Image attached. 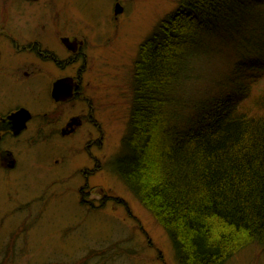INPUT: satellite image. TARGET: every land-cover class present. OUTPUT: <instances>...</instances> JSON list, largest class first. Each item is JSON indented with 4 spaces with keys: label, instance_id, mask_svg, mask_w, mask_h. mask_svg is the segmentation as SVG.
Masks as SVG:
<instances>
[{
    "label": "trees",
    "instance_id": "1",
    "mask_svg": "<svg viewBox=\"0 0 264 264\" xmlns=\"http://www.w3.org/2000/svg\"><path fill=\"white\" fill-rule=\"evenodd\" d=\"M130 90L114 174L176 264L264 247V0H177L138 45Z\"/></svg>",
    "mask_w": 264,
    "mask_h": 264
},
{
    "label": "rangeland",
    "instance_id": "2",
    "mask_svg": "<svg viewBox=\"0 0 264 264\" xmlns=\"http://www.w3.org/2000/svg\"><path fill=\"white\" fill-rule=\"evenodd\" d=\"M110 1L56 0L59 20L78 29L93 50L88 67L98 69L100 102L109 101L100 110L106 137L94 153L99 167L84 185L80 172L92 170L85 129L72 138L9 142L17 161L12 171L0 168V264H68L90 251L102 264H176L168 236L115 177L114 163L129 118L138 44L177 0H118L123 11L116 20ZM5 63L0 60V89L21 101L25 92L8 82ZM27 102L34 112L45 107L47 94ZM225 264H264V247L251 245Z\"/></svg>",
    "mask_w": 264,
    "mask_h": 264
},
{
    "label": "flooded vegetation",
    "instance_id": "3",
    "mask_svg": "<svg viewBox=\"0 0 264 264\" xmlns=\"http://www.w3.org/2000/svg\"><path fill=\"white\" fill-rule=\"evenodd\" d=\"M110 2L113 8L121 5L118 0ZM56 5V0H0V60L6 62L2 73L8 82L25 92L21 101L12 100L13 97L10 100L5 90L0 89V168L5 171L15 168L17 160L9 150V142L23 138L32 142L36 135L41 140L49 139L52 134L72 138L85 129L88 137L83 151L92 162L90 172H80L85 185L99 167L94 153L103 149L106 137V129L99 121L104 120L100 110L109 101L100 102L99 76L93 66L88 67L93 50L78 29L59 20ZM64 39L68 41L64 43ZM58 81L59 90L64 92L55 101L52 90ZM69 89L70 98L62 99ZM41 93L47 94L48 102L33 112L27 101L38 102ZM20 109L30 115L25 128L14 134L10 120L18 118L11 115ZM11 162L14 167L8 168Z\"/></svg>",
    "mask_w": 264,
    "mask_h": 264
},
{
    "label": "water",
    "instance_id": "4",
    "mask_svg": "<svg viewBox=\"0 0 264 264\" xmlns=\"http://www.w3.org/2000/svg\"><path fill=\"white\" fill-rule=\"evenodd\" d=\"M121 12H122V9L120 8V6L116 5L114 8V14L117 15V14H120ZM67 41L68 40H64V43H66ZM60 86H61L60 81L54 83L53 85L52 97L53 99H55V101H58L60 99V94L64 92V91L59 90ZM65 93H66V96L65 98H62V99L70 98V95H71L70 89L66 91ZM29 115L30 114L24 109H20L19 111L11 115V117L13 116V117L18 118V120H10L13 123L12 128L14 129V134L21 132L25 128L26 122L28 121L26 119H28ZM12 164L13 162H11L9 166L12 167Z\"/></svg>",
    "mask_w": 264,
    "mask_h": 264
},
{
    "label": "bare ground",
    "instance_id": "5",
    "mask_svg": "<svg viewBox=\"0 0 264 264\" xmlns=\"http://www.w3.org/2000/svg\"><path fill=\"white\" fill-rule=\"evenodd\" d=\"M139 45V44H138ZM11 164V163H10ZM14 167V164H12V167L11 166H9V168H13Z\"/></svg>",
    "mask_w": 264,
    "mask_h": 264
}]
</instances>
